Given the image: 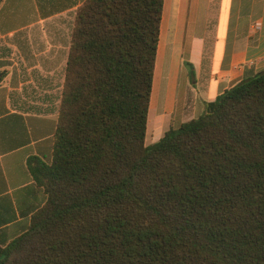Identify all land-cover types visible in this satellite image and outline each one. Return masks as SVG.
<instances>
[{"label":"trees","instance_id":"obj_1","mask_svg":"<svg viewBox=\"0 0 264 264\" xmlns=\"http://www.w3.org/2000/svg\"><path fill=\"white\" fill-rule=\"evenodd\" d=\"M162 7L77 9L46 200L0 264H264V72L146 145Z\"/></svg>","mask_w":264,"mask_h":264},{"label":"crops","instance_id":"obj_2","mask_svg":"<svg viewBox=\"0 0 264 264\" xmlns=\"http://www.w3.org/2000/svg\"><path fill=\"white\" fill-rule=\"evenodd\" d=\"M85 1L0 0L2 246L24 233L45 203L27 163L52 158L74 16ZM260 72L264 0H163L145 144Z\"/></svg>","mask_w":264,"mask_h":264},{"label":"rangeland","instance_id":"obj_3","mask_svg":"<svg viewBox=\"0 0 264 264\" xmlns=\"http://www.w3.org/2000/svg\"><path fill=\"white\" fill-rule=\"evenodd\" d=\"M181 92L183 91V84L185 85V83H186V81H187V72L186 73H184L183 75H181ZM179 127V125H177V126H175V128H178ZM146 145H149V144H146Z\"/></svg>","mask_w":264,"mask_h":264},{"label":"bare ground","instance_id":"obj_4","mask_svg":"<svg viewBox=\"0 0 264 264\" xmlns=\"http://www.w3.org/2000/svg\"><path fill=\"white\" fill-rule=\"evenodd\" d=\"M157 72H158V70H157ZM158 74H159V73H158ZM158 74H157V75H158Z\"/></svg>","mask_w":264,"mask_h":264}]
</instances>
